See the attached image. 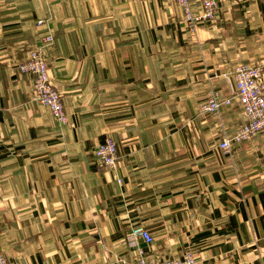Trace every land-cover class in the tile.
<instances>
[{"label":"crops","instance_id":"0c3cea01","mask_svg":"<svg viewBox=\"0 0 264 264\" xmlns=\"http://www.w3.org/2000/svg\"><path fill=\"white\" fill-rule=\"evenodd\" d=\"M194 35L174 0H0V251L9 264H122L189 249L203 264H264V129L217 143L235 107L198 112L210 79L264 67V0H216ZM49 17L44 23L36 19ZM44 56L67 122L31 98L16 64ZM229 79H231L229 77ZM114 139L116 167L92 156ZM119 179V181H117Z\"/></svg>","mask_w":264,"mask_h":264},{"label":"built area","instance_id":"2783aa9c","mask_svg":"<svg viewBox=\"0 0 264 264\" xmlns=\"http://www.w3.org/2000/svg\"><path fill=\"white\" fill-rule=\"evenodd\" d=\"M181 9L183 28L194 35L196 27L210 23L214 17L216 0H174ZM49 17L36 19V24L44 23ZM53 35L47 24L39 40L33 42L25 57L16 64L18 71L31 76V98L45 106L58 125L67 122L61 96L48 75V65L44 56L45 48L52 42ZM227 81L231 80L229 92L224 93L214 81H208L203 99L197 105V111L217 115L222 107H235L241 118L238 126L228 135H223L217 147L224 153L230 151L233 143L249 139L264 129V67L260 64L239 62L229 71L222 73ZM229 77L231 79H229ZM92 156L109 169L116 167L117 149L114 139L105 136L92 149ZM119 181V179H117ZM150 243L152 236L141 226H132L124 236L127 246L135 248L131 260H122V264H203L191 250L182 251L180 256L147 259L144 251L137 245V238ZM0 264H9L0 251Z\"/></svg>","mask_w":264,"mask_h":264}]
</instances>
